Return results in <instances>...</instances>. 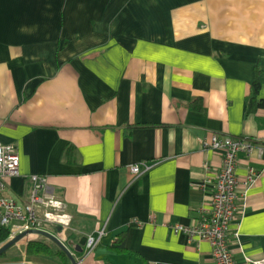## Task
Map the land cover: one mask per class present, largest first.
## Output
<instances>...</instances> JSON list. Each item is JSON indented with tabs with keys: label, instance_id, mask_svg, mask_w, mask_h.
Listing matches in <instances>:
<instances>
[{
	"label": "crops",
	"instance_id": "obj_1",
	"mask_svg": "<svg viewBox=\"0 0 264 264\" xmlns=\"http://www.w3.org/2000/svg\"><path fill=\"white\" fill-rule=\"evenodd\" d=\"M263 100L264 0H0V141L20 158L5 194L26 202L30 174L43 175L76 254L103 230L81 264H215L207 241L173 227L208 207L212 133L256 143L238 152L237 176L252 163L260 177L237 200L228 247L234 264L262 258ZM120 235L125 247H110ZM0 264L65 263L21 239Z\"/></svg>",
	"mask_w": 264,
	"mask_h": 264
},
{
	"label": "built area",
	"instance_id": "obj_2",
	"mask_svg": "<svg viewBox=\"0 0 264 264\" xmlns=\"http://www.w3.org/2000/svg\"><path fill=\"white\" fill-rule=\"evenodd\" d=\"M203 146L221 153V162L213 173H205L199 185H211L208 207L201 214L195 224L186 226L175 224L176 231L185 234L189 240L192 237L209 243L215 264H234V256L228 247V233L230 224L237 216V200L248 193L251 187L258 183L260 171L248 163L242 177L237 176L238 152L250 155L255 148V141L243 136H220L212 133L202 142ZM19 152L13 143L0 141V225L9 229V236L34 229H46L61 236L70 224V215L64 210V202L48 190L47 180L43 175L32 173L30 196L28 201L21 202L5 194L6 177L19 175ZM149 166L131 164L130 170L140 174ZM203 168H209L203 163ZM156 214H153L155 216ZM103 230L97 235L88 234L83 249L76 254L77 264H81L96 245ZM252 264H264V256L252 260Z\"/></svg>",
	"mask_w": 264,
	"mask_h": 264
},
{
	"label": "trees",
	"instance_id": "obj_3",
	"mask_svg": "<svg viewBox=\"0 0 264 264\" xmlns=\"http://www.w3.org/2000/svg\"><path fill=\"white\" fill-rule=\"evenodd\" d=\"M259 86L260 83L256 77L252 83V88H251L252 93H257L259 90ZM262 102L264 103V100ZM8 236H9V229L5 226L0 225V245L6 240H8ZM110 247L115 249H123L125 246L123 243L122 236L120 235L118 237H115L113 241L110 243ZM75 250H76V246H75ZM26 251L27 253H38L44 255L58 256L64 261L65 264H70V261L66 253L63 250H61L54 242L43 236L28 239L26 241ZM76 252H80V251L76 250Z\"/></svg>",
	"mask_w": 264,
	"mask_h": 264
},
{
	"label": "water",
	"instance_id": "obj_4",
	"mask_svg": "<svg viewBox=\"0 0 264 264\" xmlns=\"http://www.w3.org/2000/svg\"><path fill=\"white\" fill-rule=\"evenodd\" d=\"M30 235H41V236L48 238L49 240L54 242L61 250H63L66 253V255L70 261V264H77V260L75 258L76 253L72 252L68 248V246L56 234H54L51 231H48L46 229H39V228H34V229L22 231V232L15 234L12 237H9L8 240H6L5 242H3L0 245V255L2 253H4L14 243H16L17 241H19V240H21L27 236H30ZM85 238H86V236H82L79 239L78 244L76 245L77 251H82V246L84 245Z\"/></svg>",
	"mask_w": 264,
	"mask_h": 264
},
{
	"label": "rangeland",
	"instance_id": "obj_5",
	"mask_svg": "<svg viewBox=\"0 0 264 264\" xmlns=\"http://www.w3.org/2000/svg\"><path fill=\"white\" fill-rule=\"evenodd\" d=\"M41 235H31V236H27L25 237L24 239H22L23 241H27V239H30V238H37V237H40ZM44 237V236H43ZM9 238V237H8ZM20 244H23V243H20ZM18 247H14V249H9L8 251V256L9 257H17L18 256V252L16 253V251H18ZM12 252V253H11ZM14 252V253H13ZM23 255V254H22ZM117 260H119V263L120 264H126V256L125 255H119V257H117Z\"/></svg>",
	"mask_w": 264,
	"mask_h": 264
}]
</instances>
